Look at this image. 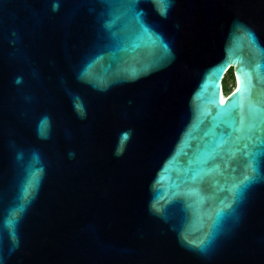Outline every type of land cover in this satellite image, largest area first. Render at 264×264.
<instances>
[{
    "label": "water",
    "instance_id": "water-1",
    "mask_svg": "<svg viewBox=\"0 0 264 264\" xmlns=\"http://www.w3.org/2000/svg\"><path fill=\"white\" fill-rule=\"evenodd\" d=\"M0 264H264V0H0Z\"/></svg>",
    "mask_w": 264,
    "mask_h": 264
},
{
    "label": "snow or ice",
    "instance_id": "snow-or-ice-1",
    "mask_svg": "<svg viewBox=\"0 0 264 264\" xmlns=\"http://www.w3.org/2000/svg\"><path fill=\"white\" fill-rule=\"evenodd\" d=\"M165 11H166V9H165ZM251 130H252V129H251V127H250V128H249V132H250ZM238 139H246V140L249 141V143H251L252 137H251L250 135H246V136L240 137V138H238ZM249 143H245V144L243 145V148H244V150H245V155L248 156V157L250 158V166H252V162H253L252 158H254L255 153L252 152V151H249ZM218 147H219V145H218ZM237 150H239V149H237ZM252 170H253V172H254V170H255L254 167L252 168ZM198 177H200V174L194 172V173L191 175L190 179H191L193 182H195V181L198 179ZM251 179H252V176H250V175H245L243 181H241V184H243V183H245V182H247V181H250ZM236 187H237V189H239L240 185H237ZM203 244H204V242L202 241V242H201V245H198V246H202Z\"/></svg>",
    "mask_w": 264,
    "mask_h": 264
},
{
    "label": "trees",
    "instance_id": "trees-1",
    "mask_svg": "<svg viewBox=\"0 0 264 264\" xmlns=\"http://www.w3.org/2000/svg\"><path fill=\"white\" fill-rule=\"evenodd\" d=\"M235 79V73L233 68L228 69V71L226 72V75L223 78V89H224V93L225 95H227L230 91H232V89L234 88V83H233V88L229 89V81L231 80V82H234Z\"/></svg>",
    "mask_w": 264,
    "mask_h": 264
},
{
    "label": "rangeland",
    "instance_id": "rangeland-1",
    "mask_svg": "<svg viewBox=\"0 0 264 264\" xmlns=\"http://www.w3.org/2000/svg\"><path fill=\"white\" fill-rule=\"evenodd\" d=\"M233 83L235 85V79H234V82H231V80L229 81V84H228L229 89H232L233 88Z\"/></svg>",
    "mask_w": 264,
    "mask_h": 264
},
{
    "label": "bare ground",
    "instance_id": "bare-ground-1",
    "mask_svg": "<svg viewBox=\"0 0 264 264\" xmlns=\"http://www.w3.org/2000/svg\"><path fill=\"white\" fill-rule=\"evenodd\" d=\"M223 96H224V94H223Z\"/></svg>",
    "mask_w": 264,
    "mask_h": 264
}]
</instances>
